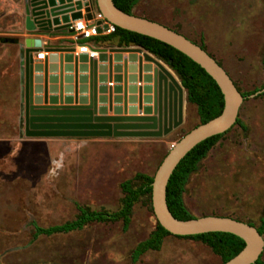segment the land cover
<instances>
[{
	"label": "rangeland",
	"instance_id": "374dc122",
	"mask_svg": "<svg viewBox=\"0 0 264 264\" xmlns=\"http://www.w3.org/2000/svg\"><path fill=\"white\" fill-rule=\"evenodd\" d=\"M22 3L0 0V36H11L3 33L21 20L14 6ZM137 12L187 38H202L240 91L264 84V0H140ZM7 45V74L0 82V264H219L201 241L174 235L133 263L132 250L156 222L146 196L133 205L127 231L121 221L92 222L32 239L34 224L70 221L78 206L116 210L120 183L136 172L154 174L199 117L194 104H185L182 124L160 137L20 135L16 47L0 43V53ZM239 118L247 129L234 125L210 149L190 174L183 200L194 216H227L257 226L264 212V95L244 100Z\"/></svg>",
	"mask_w": 264,
	"mask_h": 264
},
{
	"label": "water",
	"instance_id": "95a60500",
	"mask_svg": "<svg viewBox=\"0 0 264 264\" xmlns=\"http://www.w3.org/2000/svg\"><path fill=\"white\" fill-rule=\"evenodd\" d=\"M24 22L17 33L1 38L19 45V130L28 137H160L183 122L185 89L175 72L140 46L94 49L96 57L73 55V48L44 44L31 34L63 29L91 7L115 26L170 44L198 63L215 80L224 97L219 115L186 132L158 165L152 180L151 203L157 221L171 234L194 235L221 231L235 234L244 247L222 264H254L264 249L263 235L248 222L227 216L189 219L173 216L166 203V186L179 161L202 140L223 133L237 119L245 97L226 70L206 50L183 34L148 18L118 8L113 0H23ZM45 46L43 61L32 53ZM141 81L136 86V81ZM113 81L114 85H108ZM264 89L249 96H255ZM178 97V106H176ZM110 112L111 114H108Z\"/></svg>",
	"mask_w": 264,
	"mask_h": 264
},
{
	"label": "trees",
	"instance_id": "16d2710c",
	"mask_svg": "<svg viewBox=\"0 0 264 264\" xmlns=\"http://www.w3.org/2000/svg\"><path fill=\"white\" fill-rule=\"evenodd\" d=\"M139 1L140 0H113L114 4L118 8L131 14H134L133 8L135 5L138 4ZM94 5L96 6V4ZM169 28L175 30L176 32H179V30L174 27ZM61 32H63V29H54L51 30L50 33L56 35ZM1 38H4V36H0V43L6 44L1 41ZM189 39L194 43L198 44L204 50H206L202 38H200L199 40L191 38ZM95 41H100L104 43H114L117 46H140L155 57H157L158 59L162 60L165 64H167L175 72L181 82V85L184 87L186 91L187 102L194 104L196 107L199 121L190 129L200 123L206 122L207 120L216 117L221 113L224 106V97L215 80L198 63H196L189 56L176 49L175 47L171 46L170 44L165 43L164 41H161L154 37L124 29L118 26H116L114 32L107 35H102ZM208 54L212 56L218 62L219 65L222 66L221 62L218 59H216L211 53L208 52ZM261 63L264 69V56ZM233 83L235 84L238 91L245 97L244 100H246L249 95L264 89L263 84L252 90L240 91L235 81H233ZM263 95L264 90L256 94L255 96ZM234 125L240 126L243 130L247 129L246 125L239 118V112ZM231 128H229L223 133L210 136L196 144L190 151L186 153V155L176 165L175 169L169 177L166 186V203L174 217L178 219H189L192 217H197L194 216L188 210L184 203L183 193L185 191V186L188 182L190 174L197 169L199 162ZM190 129H188L187 132ZM153 175L154 174L150 175L143 172H136L131 179L122 181L120 183V188L123 193V197L121 198L120 205L116 210H91L82 206H78V214L74 219L70 221L61 224L51 225L48 227H41L34 224V232L32 239H36L39 235L49 236L55 233H68L74 230H81L82 228H84L85 225L92 222L113 223L121 221L122 230L127 231L131 223L133 205L141 197L146 196L148 198L149 207L153 211L151 203V184L153 180ZM235 219L241 220L238 218ZM248 223L253 224L251 222ZM255 227L261 235L264 234V212L259 219V224ZM168 235L174 234H171L169 231H167L156 219L155 227L149 232L148 236L140 240L132 250V262H137L140 256L148 250H160L163 243V239ZM174 236L201 241L202 243L207 245L214 254L220 257L219 264H222L225 261L229 260L235 254H237L245 245L244 240L239 236L221 231L205 232L194 235ZM254 264H264L262 254Z\"/></svg>",
	"mask_w": 264,
	"mask_h": 264
},
{
	"label": "crops",
	"instance_id": "0c3cea01",
	"mask_svg": "<svg viewBox=\"0 0 264 264\" xmlns=\"http://www.w3.org/2000/svg\"><path fill=\"white\" fill-rule=\"evenodd\" d=\"M23 3L21 5V7H19L17 5L14 6L15 9L17 8V12L21 14V20H19L16 23L15 29H12L8 33H3V34L11 35L12 37H18L19 38V41H23V37L24 36H27L26 33L24 34V36L22 34H18L17 33V31L19 32L21 30V27L23 26V22H24ZM82 14H85L84 11H82ZM135 14L137 16H140V17H144L145 16L141 12L140 13L137 12ZM146 18H148V17H146ZM166 26H168V25H166ZM63 33L64 32L58 33L55 36H49L47 34H39V33L38 34H31L30 36L36 37V38L37 37L38 38H41L44 44H46V43H48L50 45H64L65 44V45L72 46V48L74 49V51H78V54H87V55L89 54L88 52H79V44H82V43H87L89 45L90 50H92V49L94 50L95 48L96 49H99V48L106 47V46H109V45L117 46L114 43H104V42H100V41H95L97 38L101 37V35L95 36V37L91 38L90 40L82 39L81 37H77V38H64L63 39V37L60 36ZM7 44H12V45H14L16 47V50H15L16 51L15 52V61H16V65H17L16 74H17V79H18V81H17V102H19V94H20L19 74H20V63H21V58L19 57V45L18 44H14V43H7ZM2 45H4V44H2ZM3 48H4V50H1V53H0V82H2V80H4L5 75L7 74V68L5 66H3L2 60L5 59L6 51L8 50L9 47L7 45V46H3ZM44 48H45V46L41 50L46 51ZM41 50L34 51L32 53V56H33V58H34L35 61H43L45 59V57H46L47 54L45 55V57L43 59H37V54ZM73 54H74V52H73ZM2 86L4 87V85L1 84L0 85V88ZM187 103L188 102H187V99H186V91H185V95H184V105L187 104ZM108 114H111V113L108 112Z\"/></svg>",
	"mask_w": 264,
	"mask_h": 264
},
{
	"label": "built area",
	"instance_id": "2783aa9c",
	"mask_svg": "<svg viewBox=\"0 0 264 264\" xmlns=\"http://www.w3.org/2000/svg\"><path fill=\"white\" fill-rule=\"evenodd\" d=\"M84 11V9H82ZM91 17H87V13L82 14V17L71 21L67 26L63 28V34L60 36L64 38H77L81 37L82 39L90 40L91 38L99 35H107L115 31L116 26L107 20L105 16L98 10L94 5L91 7ZM65 47L72 48V46L65 45ZM74 52L73 55H78V51ZM79 52H88V56L96 57L97 52L95 50H90L87 43L79 44ZM47 51L41 50L37 54V59H43ZM136 86L141 85V81H136ZM108 85H114L113 81L108 82Z\"/></svg>",
	"mask_w": 264,
	"mask_h": 264
},
{
	"label": "flooded vegetation",
	"instance_id": "af4514ba",
	"mask_svg": "<svg viewBox=\"0 0 264 264\" xmlns=\"http://www.w3.org/2000/svg\"><path fill=\"white\" fill-rule=\"evenodd\" d=\"M176 106H178V97H176ZM183 112H184V97H183ZM187 132V131H186ZM185 132V133H186Z\"/></svg>",
	"mask_w": 264,
	"mask_h": 264
}]
</instances>
